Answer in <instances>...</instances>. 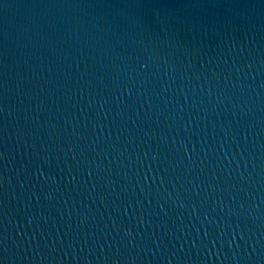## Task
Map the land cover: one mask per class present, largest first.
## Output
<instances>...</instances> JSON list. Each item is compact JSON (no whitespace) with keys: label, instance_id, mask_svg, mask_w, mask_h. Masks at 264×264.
Listing matches in <instances>:
<instances>
[{"label":"water","instance_id":"obj_1","mask_svg":"<svg viewBox=\"0 0 264 264\" xmlns=\"http://www.w3.org/2000/svg\"><path fill=\"white\" fill-rule=\"evenodd\" d=\"M0 264H264V0H0Z\"/></svg>","mask_w":264,"mask_h":264}]
</instances>
